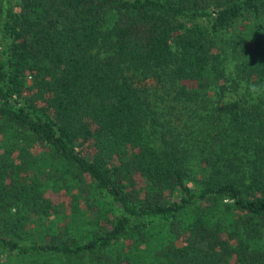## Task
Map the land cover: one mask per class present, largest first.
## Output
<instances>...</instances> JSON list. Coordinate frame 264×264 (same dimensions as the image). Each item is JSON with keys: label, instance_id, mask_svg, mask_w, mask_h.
I'll list each match as a JSON object with an SVG mask.
<instances>
[{"label": "trees", "instance_id": "trees-1", "mask_svg": "<svg viewBox=\"0 0 264 264\" xmlns=\"http://www.w3.org/2000/svg\"><path fill=\"white\" fill-rule=\"evenodd\" d=\"M0 264H264V0H0Z\"/></svg>", "mask_w": 264, "mask_h": 264}, {"label": "rangeland", "instance_id": "rangeland-1", "mask_svg": "<svg viewBox=\"0 0 264 264\" xmlns=\"http://www.w3.org/2000/svg\"><path fill=\"white\" fill-rule=\"evenodd\" d=\"M244 23L248 24V19L244 21ZM241 28V24H238L236 29L239 30ZM144 82H146V86H149L151 84L150 80ZM156 102L158 101L156 100ZM158 105V108L156 107V112L159 114L157 115L158 121H160L162 124H165L167 123V120H170L172 122L171 124L179 125L180 116L177 114V111L173 112L172 110L170 111V113H167L169 112V110L165 112L164 110L160 109V107H165L164 103L158 102ZM27 149H32L35 154L43 152V149L36 145L30 146L29 144H27ZM19 152L20 146H18L13 153L18 154ZM11 154L12 153H10V155ZM49 163L51 164L52 168L45 167L42 162L38 161L31 170H24V168L23 170L21 169V172H23L22 174L26 173L27 175H29L30 182H32L31 184L39 185L38 189L41 191L40 196L44 199L41 204H44L46 202V205H48L43 208V210H41L44 211L41 214L36 213L35 215H32V213L30 212V216L27 218L29 226H27L26 228L28 230L42 232L47 236H50L49 233H51L52 231L56 229L59 230L61 228V218L65 217V215L68 216V214H66V211L69 210L71 204L74 203L76 199H78L77 190L75 188L64 190V187L62 188V186L60 185L61 179L67 176L66 170L65 173H63V169L59 166L60 164L57 165L56 162ZM55 167L56 170H53ZM78 178L84 180V176H82V174L73 173L72 177L68 180L69 184L67 185L72 184V182L76 181V179ZM80 206L82 209H84L82 203L80 204ZM27 214L28 213H26L25 215L27 216ZM65 221L66 219L64 218L63 222Z\"/></svg>", "mask_w": 264, "mask_h": 264}, {"label": "clouds", "instance_id": "clouds-1", "mask_svg": "<svg viewBox=\"0 0 264 264\" xmlns=\"http://www.w3.org/2000/svg\"><path fill=\"white\" fill-rule=\"evenodd\" d=\"M251 91L252 92H258L259 89L255 85H253L252 88H251Z\"/></svg>", "mask_w": 264, "mask_h": 264}]
</instances>
